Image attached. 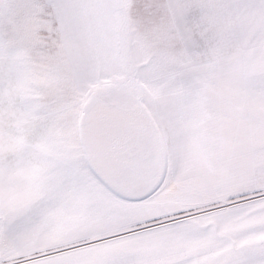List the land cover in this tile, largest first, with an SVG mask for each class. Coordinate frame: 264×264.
Here are the masks:
<instances>
[{"label":"snow or ice","instance_id":"obj_1","mask_svg":"<svg viewBox=\"0 0 264 264\" xmlns=\"http://www.w3.org/2000/svg\"><path fill=\"white\" fill-rule=\"evenodd\" d=\"M0 264H264V0H0Z\"/></svg>","mask_w":264,"mask_h":264}]
</instances>
